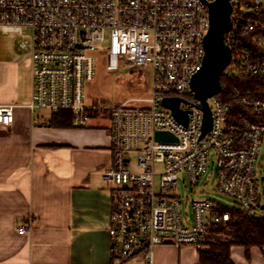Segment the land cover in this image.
I'll list each match as a JSON object with an SVG mask.
<instances>
[{
	"label": "built area",
	"instance_id": "built-area-1",
	"mask_svg": "<svg viewBox=\"0 0 264 264\" xmlns=\"http://www.w3.org/2000/svg\"><path fill=\"white\" fill-rule=\"evenodd\" d=\"M215 0H0V33L31 30L33 93L30 108L51 114L71 111L74 128L108 118L113 163L103 179L111 182L108 235L119 264L140 258L152 264L158 245L204 247L209 224H227L229 213L212 200H194L182 214L180 177L194 189L205 177L210 156L216 160L217 189L249 217L264 218V0H229L232 28L224 35L232 51L229 71L239 78L233 102L223 89L207 100L212 127L202 137L204 112L191 80L202 68L209 31V5ZM106 44V50L98 47ZM108 73L140 72L147 98L116 107L86 105V89L98 64ZM122 65V67H121ZM181 99L187 126L164 107ZM13 106L0 105V126L14 123ZM167 132L174 142H157ZM135 156L136 170H131ZM162 170L157 172L156 167ZM190 210V212H189ZM37 218L19 229L31 231Z\"/></svg>",
	"mask_w": 264,
	"mask_h": 264
},
{
	"label": "crops",
	"instance_id": "crops-1",
	"mask_svg": "<svg viewBox=\"0 0 264 264\" xmlns=\"http://www.w3.org/2000/svg\"><path fill=\"white\" fill-rule=\"evenodd\" d=\"M32 93L31 54L0 51V105L14 107V123L0 126V264H119L108 235L114 185L103 179L113 163L110 121L53 128L52 114L30 108ZM31 217L38 222L19 234ZM231 258L264 264V250L236 246ZM152 264H199V251L158 245Z\"/></svg>",
	"mask_w": 264,
	"mask_h": 264
},
{
	"label": "rangeland",
	"instance_id": "rangeland-1",
	"mask_svg": "<svg viewBox=\"0 0 264 264\" xmlns=\"http://www.w3.org/2000/svg\"><path fill=\"white\" fill-rule=\"evenodd\" d=\"M25 41L30 44L31 42V30L28 28L23 29V35L19 36L15 33L1 34L0 33V51L9 54L27 55L30 50H19V42ZM107 45L102 44L98 47L101 50H106ZM122 67V65H121ZM227 74L233 75L232 71H228ZM86 105H92L96 102L100 106L116 107L122 103L133 100L147 98V87L143 75L138 71H131L129 69H122L121 72L111 74L105 69L104 63L100 60L97 69V75L94 82L86 89ZM46 115L51 114L48 111L43 112ZM104 122V121H102ZM106 122V121H105ZM135 156L132 157L131 170H136ZM216 160L214 156H210L208 162L207 173L202 179L201 183L194 189L188 182H184L183 177H180V186L177 191L178 196L181 197L182 214L186 216V204L191 203L194 200H212L219 203L221 206L228 209L239 208L234 202L224 196L217 189L216 181ZM157 172L162 170L161 166L156 167ZM259 172L264 174V146L261 150L259 159ZM190 212V210H189ZM241 256V255H236ZM243 257V256H241ZM129 264H133L130 262Z\"/></svg>",
	"mask_w": 264,
	"mask_h": 264
},
{
	"label": "water",
	"instance_id": "water-1",
	"mask_svg": "<svg viewBox=\"0 0 264 264\" xmlns=\"http://www.w3.org/2000/svg\"><path fill=\"white\" fill-rule=\"evenodd\" d=\"M232 7L229 0H215L209 5V31L204 39L205 58L200 71L191 80L190 86L195 99L203 106L204 120L202 137L212 127V115L207 100L219 94L222 90L221 76L230 65L232 51L224 41V35L232 28ZM181 99L166 98L164 107L168 108L174 118L187 126V112L180 110ZM157 142H174L175 138L167 132L155 134Z\"/></svg>",
	"mask_w": 264,
	"mask_h": 264
},
{
	"label": "trees",
	"instance_id": "trees-1",
	"mask_svg": "<svg viewBox=\"0 0 264 264\" xmlns=\"http://www.w3.org/2000/svg\"><path fill=\"white\" fill-rule=\"evenodd\" d=\"M226 68L220 80L223 89L222 100L233 102L230 97L232 87L239 84L238 77L227 74ZM234 103V102H233ZM75 115L71 111H60L52 114L50 126L57 129L73 127ZM221 214L229 213L231 221L227 224H209L204 240V247L199 251V264H234L231 258L233 247H243L246 254L253 247L264 250V218H253L236 209L221 206Z\"/></svg>",
	"mask_w": 264,
	"mask_h": 264
}]
</instances>
